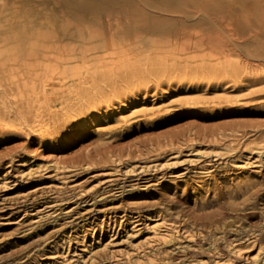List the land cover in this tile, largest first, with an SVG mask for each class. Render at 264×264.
<instances>
[{"label": "rangeland", "instance_id": "obj_1", "mask_svg": "<svg viewBox=\"0 0 264 264\" xmlns=\"http://www.w3.org/2000/svg\"><path fill=\"white\" fill-rule=\"evenodd\" d=\"M35 20L0 13V264H264L257 42L197 66L162 33L59 52Z\"/></svg>", "mask_w": 264, "mask_h": 264}, {"label": "bare ground", "instance_id": "obj_2", "mask_svg": "<svg viewBox=\"0 0 264 264\" xmlns=\"http://www.w3.org/2000/svg\"><path fill=\"white\" fill-rule=\"evenodd\" d=\"M261 1L0 0V13L15 7L31 11L36 15L38 25L47 28L38 36L55 44L59 52L67 42L76 44L79 53L88 54L107 50V44H125L126 36L141 39L150 33H162L170 35L173 41L170 45L175 48L167 52L172 60L200 62L201 65L197 66H203L241 56L245 63L252 65L256 42L260 47L257 57L264 60V47L258 42L261 36L264 37V24L262 32L255 34V11ZM139 39L132 40V43L136 44ZM138 45V49H144ZM161 47L154 46L155 51ZM234 63L231 60L220 65L230 68ZM227 235L231 238L233 234ZM205 262L201 260L202 264ZM209 263L215 261L209 260Z\"/></svg>", "mask_w": 264, "mask_h": 264}]
</instances>
